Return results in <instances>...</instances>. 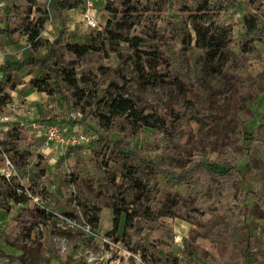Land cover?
<instances>
[{
  "label": "rangeland",
  "instance_id": "374dc122",
  "mask_svg": "<svg viewBox=\"0 0 264 264\" xmlns=\"http://www.w3.org/2000/svg\"><path fill=\"white\" fill-rule=\"evenodd\" d=\"M90 1L79 0L78 6L67 9L60 0H0V87L4 91L14 86L7 103L15 106L22 120L34 112L39 120L61 126L64 134L84 137L66 148L44 149L41 138L5 135L3 148L14 162L17 178L12 184L0 180V264H264V0H236L237 7L224 12L232 38L221 58L206 70L198 67L201 50L181 42L191 31L187 16L193 9L184 8L190 0H136V10H128L123 0ZM85 13L94 16L100 28L89 27ZM37 17L45 21L40 45L31 52L26 35L16 27L32 24ZM248 31L259 37L251 55L243 52L252 36ZM59 37L97 49L77 57L59 48L49 57L51 43ZM135 37L142 39L140 47L171 55L173 67L183 64L202 80L200 87L193 86L198 90L195 108L199 113H219V126H226L230 114L209 109V94H228L235 69L245 67L242 76L249 83L245 108L251 118L243 131L252 139V150L248 154L244 143L219 146L226 151L222 154L204 147L192 158L240 170L241 208L236 216L231 210L215 218L211 214L203 227L179 217L164 218L173 236L169 248H151L150 230L136 217L129 230L130 243L138 244L133 251L116 241L115 234H106L112 229L111 222L104 230L108 212L112 218L113 206L130 208L140 196L129 186L134 178L158 188L159 207L166 206L170 191L185 194L191 174L174 171L177 159H183L175 145L182 144L188 132L204 136L211 126L208 118L187 114L165 133L125 116L99 128L98 114L107 113L99 99L112 94L115 85L147 112L165 119L166 112L184 102V93L167 83L139 80L135 65L126 61ZM40 58H46L50 67H75L77 88L61 81L59 92L53 94L33 88L29 79L43 74L35 63ZM14 196L24 201L15 202ZM95 207L100 208L99 221L90 223ZM123 225L124 213L118 233Z\"/></svg>",
  "mask_w": 264,
  "mask_h": 264
},
{
  "label": "trees",
  "instance_id": "16d2710c",
  "mask_svg": "<svg viewBox=\"0 0 264 264\" xmlns=\"http://www.w3.org/2000/svg\"><path fill=\"white\" fill-rule=\"evenodd\" d=\"M123 3L128 5V10H136V0H123ZM35 4V3H34ZM79 5V0H60L62 8H73ZM185 9L190 6L193 9L188 14V26L191 31L186 34V37L181 39L182 43L199 48L203 55V60L198 64L199 69L206 70L212 64L217 62L221 56L224 47L232 38V27L224 23V12H230L237 7L236 0H190L189 5H184ZM39 11V7H37ZM153 20V19H151ZM43 17H37L32 24L24 27L17 26V29H22L29 41V49L32 52L39 47V34L41 27L44 24ZM104 28V27H103ZM106 31L111 32L107 27ZM151 30V29H149ZM252 34L248 41L244 43V53L252 54L255 46L254 41L256 33L248 31ZM61 36V35H60ZM141 38L131 39V53L126 61L135 65L139 80L143 83H167L178 91L184 93V102L181 106L173 107L166 112V119H171L169 122L158 112H147L146 109L136 104L131 98L123 95L120 91L122 86L115 85V91L112 94L104 95L99 102L107 109V113H99L98 116L102 121H98L99 128H108L112 125V120L117 116H125L131 118L135 124L156 128L163 133L169 132L171 125L183 119L187 114L190 116H201L208 118L211 121V126L206 130L204 136L195 135L188 132L187 138L182 144L175 145V151L183 157L177 159L174 165V171L183 173L190 171V178L187 181V191L185 194H180L177 191L168 193V203L165 207L156 205L155 196L158 188L155 186L149 188L145 183L134 178L129 186L138 190L140 196L131 202L130 208H121L113 206L112 229L106 234H115L116 241H122L129 249L136 251L138 244H131L129 230L134 219L139 218L140 223L150 230L151 239L149 245L151 248L167 247L173 243V236L170 227L165 224L164 218L179 217L190 222L193 226H205L212 214L214 218L222 211H230L231 215L236 216L240 210V200L237 198L239 183L241 180L240 170L233 165L224 163H207L195 158L200 150L204 147H210L220 154L218 148H223L225 145L244 143L245 150L251 154L252 139L247 137L243 131L244 123L251 118L250 112L245 108V91L248 87V81L243 78L245 67L235 69V72L230 78V90L226 95L216 96L209 94L210 104L209 109L219 110V108L227 111L230 114L226 126H219L221 115L215 113H199L195 108V99L198 90L193 86L200 87L202 80L199 79L194 72L187 66L181 64L173 67L171 55L163 56L160 52L140 47ZM54 45L49 49V57L54 56L55 50L64 48L73 52L77 57L83 56L89 50L97 49L95 45L90 43H78L57 38L51 43ZM46 58L36 59L41 70L42 76L29 79L30 85L38 91H44L48 94L59 92L58 82H64L70 87L77 88V80L75 75V67L60 66L57 68L50 67L46 63ZM31 63V62H30ZM85 77L82 76L81 80ZM50 80L52 83H50ZM254 82L250 86L254 87ZM14 88L11 85L7 90L2 91L0 87V109L8 101H10V90ZM213 114V113H212ZM103 122V123H102ZM23 135L26 139V130L21 126L13 125L8 132V136ZM248 138V142L246 139ZM28 139V138H27ZM192 156V157H191ZM192 162V163H190ZM149 194L147 198L145 195ZM122 198V192L120 193ZM15 202H22L24 198L19 196L11 197ZM243 215L246 214V205H243ZM138 210H140L138 214ZM99 207H95V213L89 218L90 223L99 221ZM124 213V225L121 233H118V226L121 214ZM95 226V225H94ZM93 226V227H94ZM192 228L189 230V232ZM159 261L161 259L157 258Z\"/></svg>",
  "mask_w": 264,
  "mask_h": 264
},
{
  "label": "built area",
  "instance_id": "2783aa9c",
  "mask_svg": "<svg viewBox=\"0 0 264 264\" xmlns=\"http://www.w3.org/2000/svg\"><path fill=\"white\" fill-rule=\"evenodd\" d=\"M90 4L91 1L87 0ZM86 24L91 28H98L99 24L94 16L87 13L83 14ZM100 28V27H99ZM15 106L6 103L0 109V180L8 184H12L17 178V171L13 160L3 148V140L5 135L8 136L13 125L21 126L26 130L28 139H40V144L44 149H52L57 145L60 147H68L79 142L83 135L76 136L75 134L66 135L62 131V127L56 123H49L38 119L37 115L28 113L27 119L22 120L16 115ZM64 129H66L64 127ZM86 139V137H85ZM43 149V150H44Z\"/></svg>",
  "mask_w": 264,
  "mask_h": 264
},
{
  "label": "crops",
  "instance_id": "0c3cea01",
  "mask_svg": "<svg viewBox=\"0 0 264 264\" xmlns=\"http://www.w3.org/2000/svg\"><path fill=\"white\" fill-rule=\"evenodd\" d=\"M107 217H108L109 221H108V224H107L106 228L104 229L105 231L109 228V226H110V224H111V222H112V218H111V216L109 215V212H108V214H107ZM112 217H113V216H112Z\"/></svg>",
  "mask_w": 264,
  "mask_h": 264
}]
</instances>
